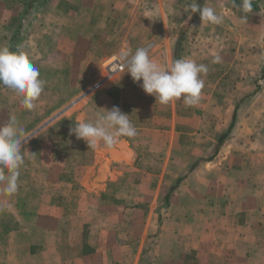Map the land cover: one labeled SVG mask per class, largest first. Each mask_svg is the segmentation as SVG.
Instances as JSON below:
<instances>
[{"label": "crops", "instance_id": "obj_1", "mask_svg": "<svg viewBox=\"0 0 264 264\" xmlns=\"http://www.w3.org/2000/svg\"><path fill=\"white\" fill-rule=\"evenodd\" d=\"M142 2L0 0V47L28 55L56 105L79 90L63 108L75 120L64 139L26 140L18 191L0 184V264H264V0L246 21L225 12L236 43L209 60L193 107L161 105L127 69L95 86L130 48L105 53L115 19L135 18L129 6ZM149 44L153 62L174 61L169 42ZM113 106L137 136L91 149L70 131ZM28 111L0 85L4 123L24 128L45 110Z\"/></svg>", "mask_w": 264, "mask_h": 264}, {"label": "clouds", "instance_id": "obj_2", "mask_svg": "<svg viewBox=\"0 0 264 264\" xmlns=\"http://www.w3.org/2000/svg\"><path fill=\"white\" fill-rule=\"evenodd\" d=\"M231 3L235 6V0H231ZM253 3L254 0H241L237 8L245 14L241 17L242 21H246L247 14L253 11ZM189 9V13L199 11L202 23L220 25L224 21L223 15L212 7H198L197 3H190L184 11L188 12ZM150 47V44L138 47L134 52L127 47L121 49L118 55L122 67L127 69L126 72L130 73L134 81L142 80L143 90L154 95L161 105H168L181 98L186 107L197 105L204 87L201 76L208 73V66L179 58L162 68L150 59ZM220 59L216 55L212 63H219ZM45 83L40 78L39 69L19 47L16 51L6 46L0 47V85L11 90L23 108H35L34 102L44 91ZM70 131L77 139H83L91 149L101 144L111 149L120 137L133 138L138 134L129 115L122 113L116 106L111 110L96 112L94 119L78 122ZM29 135L24 134V128L18 124L15 116H10L6 123L0 125V184L7 195L18 191L20 169L24 164L22 142L26 143L25 138Z\"/></svg>", "mask_w": 264, "mask_h": 264}, {"label": "rangeland", "instance_id": "obj_3", "mask_svg": "<svg viewBox=\"0 0 264 264\" xmlns=\"http://www.w3.org/2000/svg\"><path fill=\"white\" fill-rule=\"evenodd\" d=\"M240 2L241 0H235V6H233L231 0H144V2L137 6L132 3L129 8L135 11L133 13L134 15L138 12L136 17L115 19V28L119 31L117 30L114 36L110 35L104 41L106 45L113 44L112 50L105 53L108 57L113 56L119 50L118 47L120 48L121 44L122 48L129 46L134 52L136 48L143 47L149 44V42L151 43L156 40L162 43L169 42L176 49H174L173 53H175L174 58L177 57V59H191L198 64L202 63L208 66L209 60L218 55L221 58L220 60L224 61L226 54L229 55V48L236 43L235 38L238 36L237 32L235 33L233 31L232 36V32L226 29L225 25L230 22V19L225 12L240 11L237 8ZM190 3H197L198 7H212L218 14L223 15V23L220 25L202 23L199 11L195 13H189L191 12L190 9L188 12L184 11L185 6ZM125 9L123 8V10ZM151 12H153L152 14H161L163 12L168 16L164 19L162 17L148 16L147 14ZM163 27L166 28L164 29ZM212 35L213 38H211ZM230 41H232V44ZM225 44L227 50L225 49ZM209 46L212 48H210L211 50H209ZM46 88L45 85L44 91L42 92L45 100H36L34 102L35 108L40 107L45 111L41 115H37L36 111H34V116L37 117L31 123H26L24 134H30L25 138L26 140L35 136V134L36 136L33 137L35 139L45 140L54 136H61L64 139L66 135L65 125L75 123L74 116L65 114L63 108L65 109V106H68L72 99L71 97L77 95L79 90L75 92L74 90L72 92L67 90V93L70 95L69 97L67 96L68 99H61L56 105L54 100L51 99L52 95H49V90H45ZM58 107L60 109L57 112L61 111L60 113H55L56 115L49 113L51 109ZM13 109L16 110V107ZM32 111L33 109L28 112L31 113ZM0 118H3L1 120L3 122L0 121V125H2L4 124V115L0 116ZM214 120L217 121L216 116H214ZM53 121L56 125H53L50 130L41 132L45 126ZM57 149L59 152H62L65 148L57 147Z\"/></svg>", "mask_w": 264, "mask_h": 264}, {"label": "built area", "instance_id": "obj_4", "mask_svg": "<svg viewBox=\"0 0 264 264\" xmlns=\"http://www.w3.org/2000/svg\"><path fill=\"white\" fill-rule=\"evenodd\" d=\"M124 70L126 69L122 67V61H120V58L119 57L115 58L114 60L107 63V65L105 66L106 72L104 78L101 81L97 82L95 86H98L99 84H101L103 81L107 80L114 74L118 72H122Z\"/></svg>", "mask_w": 264, "mask_h": 264}, {"label": "trees", "instance_id": "obj_5", "mask_svg": "<svg viewBox=\"0 0 264 264\" xmlns=\"http://www.w3.org/2000/svg\"><path fill=\"white\" fill-rule=\"evenodd\" d=\"M177 59V57L174 58V60Z\"/></svg>", "mask_w": 264, "mask_h": 264}, {"label": "bare ground", "instance_id": "obj_6", "mask_svg": "<svg viewBox=\"0 0 264 264\" xmlns=\"http://www.w3.org/2000/svg\"><path fill=\"white\" fill-rule=\"evenodd\" d=\"M110 60H112V59H110Z\"/></svg>", "mask_w": 264, "mask_h": 264}]
</instances>
